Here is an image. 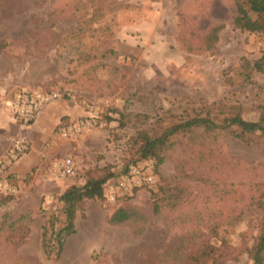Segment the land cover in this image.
I'll list each match as a JSON object with an SVG mask.
<instances>
[{
  "label": "rangeland",
  "instance_id": "1",
  "mask_svg": "<svg viewBox=\"0 0 264 264\" xmlns=\"http://www.w3.org/2000/svg\"><path fill=\"white\" fill-rule=\"evenodd\" d=\"M236 2L0 0V90L58 91L63 97L55 104L76 110L55 128L53 158L18 174L13 167L21 158L2 174L18 192L0 201V264H184L204 239L221 246L227 241L221 264H252L247 247L264 215L254 206L264 185V145L220 136L207 142L213 152L176 146L156 169L153 159L142 158L143 144L134 141L138 130L151 131L159 116L180 110L186 98L239 104L251 121L264 110V73H255L251 84L231 86L224 80L229 67L264 54V33L235 28ZM218 24L223 29L213 49H183L181 37L201 44ZM92 110L98 111L99 126L80 150L78 140L87 135L66 139L59 127ZM64 157L76 162V175L56 178L54 165ZM130 166L152 175L153 183L115 193L107 183L104 199L80 205L77 233L61 258H47L43 225L58 213L59 196L105 169L115 174L110 182L115 183ZM199 177L212 183L198 182ZM175 180L190 187V196L177 209L154 214L152 194ZM121 207L133 210L135 220L111 224Z\"/></svg>",
  "mask_w": 264,
  "mask_h": 264
},
{
  "label": "trees",
  "instance_id": "2",
  "mask_svg": "<svg viewBox=\"0 0 264 264\" xmlns=\"http://www.w3.org/2000/svg\"><path fill=\"white\" fill-rule=\"evenodd\" d=\"M234 26L250 33H264V0H237ZM222 29L219 24L211 26L201 44H195L191 38L182 35L181 45L187 52H207L215 47ZM255 73H264V54L254 62L243 59L237 66L226 69L223 75L225 82L232 86L253 83ZM116 112H120L121 119L126 118L121 111ZM120 125L124 127L125 123L122 121ZM220 136L250 145H264V110L251 121L245 119L244 108L239 104L224 99L211 102L205 98H186L180 110H167L159 116L151 131L138 130L134 141L143 144L142 158L153 159L158 169L176 146L190 152L207 147L213 152V147L207 142H216ZM104 171L101 176L88 175L83 185H71L59 196L58 213L51 214L43 225L41 244L47 258L60 259L68 239L77 233L80 205L88 200L105 198V185L114 179L115 174L107 169ZM199 180L203 184L212 183L209 177H199ZM262 187L254 206L257 204L264 210V185ZM190 194V187L181 180L161 183L158 191L152 194V212L160 214L165 210H175ZM11 198V195L1 196L0 201L7 202ZM135 218L133 210L121 207L111 215L110 223L122 225ZM23 220L24 217L9 224L11 229L15 230ZM257 231L253 243L247 247V256L252 264H264V215L259 220ZM226 244L227 241L223 240L222 247L211 239H204L185 256L184 264H221L226 256Z\"/></svg>",
  "mask_w": 264,
  "mask_h": 264
},
{
  "label": "built area",
  "instance_id": "3",
  "mask_svg": "<svg viewBox=\"0 0 264 264\" xmlns=\"http://www.w3.org/2000/svg\"><path fill=\"white\" fill-rule=\"evenodd\" d=\"M62 97L63 95L58 91L36 88H22L15 91L0 90V110L9 112L21 130L0 157V196L15 195L18 192L10 178H4L2 174L28 153L30 143L27 131L46 107L56 103ZM98 119V111L92 110V114L87 117L62 123L59 127L60 134L66 139H77L88 135L99 126ZM76 171V162L72 157L62 158L54 165L53 170L56 178L74 177ZM151 183H153L152 175L145 173L139 167L130 166L115 183H109L107 187L112 193L118 189L130 192L134 187H142Z\"/></svg>",
  "mask_w": 264,
  "mask_h": 264
},
{
  "label": "crops",
  "instance_id": "4",
  "mask_svg": "<svg viewBox=\"0 0 264 264\" xmlns=\"http://www.w3.org/2000/svg\"><path fill=\"white\" fill-rule=\"evenodd\" d=\"M76 110L61 104L50 105L44 109L42 114L33 122L29 129L31 138V150L13 167V171L24 174L34 167L49 161L56 153L57 146L51 141L55 137V128L60 124L63 116L75 114ZM21 132L18 123L6 110H0V153L4 154L11 145L15 136ZM91 134V133H90ZM92 135V134H91ZM87 135L78 140L80 150L85 141L91 138ZM43 139L45 140L44 142ZM1 155V154H0ZM111 181L108 182V184Z\"/></svg>",
  "mask_w": 264,
  "mask_h": 264
}]
</instances>
